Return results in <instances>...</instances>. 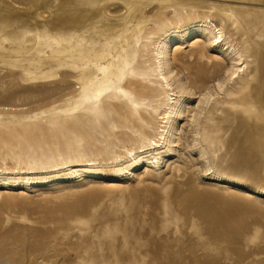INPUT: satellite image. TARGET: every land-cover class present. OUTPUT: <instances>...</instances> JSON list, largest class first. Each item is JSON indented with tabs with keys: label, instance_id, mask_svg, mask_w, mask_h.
Here are the masks:
<instances>
[{
	"label": "rangeland",
	"instance_id": "rangeland-1",
	"mask_svg": "<svg viewBox=\"0 0 264 264\" xmlns=\"http://www.w3.org/2000/svg\"><path fill=\"white\" fill-rule=\"evenodd\" d=\"M205 18L237 78L188 34ZM170 29L171 149L122 179L132 131L159 127L149 56ZM25 179L0 188V264H264V0H0V184Z\"/></svg>",
	"mask_w": 264,
	"mask_h": 264
},
{
	"label": "bare ground",
	"instance_id": "bare-ground-1",
	"mask_svg": "<svg viewBox=\"0 0 264 264\" xmlns=\"http://www.w3.org/2000/svg\"><path fill=\"white\" fill-rule=\"evenodd\" d=\"M208 18H205L204 20H201L199 22H195L197 23V25L195 27H191L192 33L188 34H193L197 35V37L199 36L201 38H206L213 47L219 48L220 53L231 61V64L233 65L232 68H235L234 71L231 73V76H235V78H237L238 73L243 72L242 66L244 62H242V55L227 39H225L223 32L220 29H217V27ZM164 36L165 37L163 39L162 37L158 38V40L152 45L149 56L152 61V67L149 71L148 78H152L159 85L161 90L166 93V104L163 106V108H161L162 112L161 117L159 119V127L153 139H149L146 136L145 132L141 133V131L138 130H134L130 134L131 138L140 142V146L130 149H124L125 156L123 157V165L126 166L120 167V169L118 170L119 174L116 175L121 176L120 178L122 179L125 178L124 175L127 176L129 171H134V169L138 168L140 165H143L142 167L145 166L151 169L157 168L158 165L155 164L159 163L157 161L159 157L161 155H164L165 153H168L171 149L168 146L170 144L168 135L170 133L171 127L173 126V123H176L179 117L178 115L180 114L181 109L183 110L184 107V101L182 100V97H179L177 95V92H175L176 89L174 88V90L170 84L171 82L169 81V78L173 71L171 70V68L169 69L168 67V63L171 57V51L173 50V46L178 45L176 37L179 36H175V32L173 29L168 30L164 34ZM121 93L127 99L126 101L129 100L132 104H135V100H132L133 97L131 96V94H128L125 90H121ZM137 119L138 123L140 121V125L138 127H141L143 119L141 117ZM143 126H147V123L143 124ZM92 162L93 161H86V165L84 166H74L72 165V163L62 164V168H66L69 171V176H66V178L62 180L69 181L72 178L74 179L79 176L80 173H94L92 169ZM81 167H83L84 169H77ZM51 173H55V175H53L54 177L52 176L49 178H44V180L51 178L60 180L58 172ZM219 178L220 177H213L212 180H215L216 182H221L222 180ZM36 181L38 180L36 179L35 182ZM27 185L29 184L25 179L23 180V182L18 183L14 181V183H12L11 185L0 184V188H6V186H17L16 188L18 189H24L27 188L25 187Z\"/></svg>",
	"mask_w": 264,
	"mask_h": 264
}]
</instances>
